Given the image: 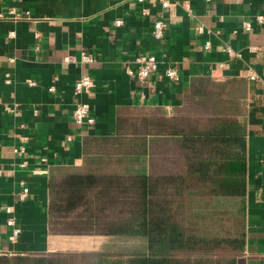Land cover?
Listing matches in <instances>:
<instances>
[{
    "label": "crops",
    "instance_id": "crops-1",
    "mask_svg": "<svg viewBox=\"0 0 264 264\" xmlns=\"http://www.w3.org/2000/svg\"><path fill=\"white\" fill-rule=\"evenodd\" d=\"M8 4L28 9L31 16L0 19V253L102 250L105 239L124 236L49 232L50 178L146 170L143 148L153 135L139 130H159L165 118L169 123L191 80L208 76L229 83L245 120L246 192L223 197L222 206L244 217L246 242L237 264H264V23L254 21L264 13V0H191L189 8L162 7L158 0H0V7ZM142 5L146 14L140 12ZM156 19L166 22L160 39L151 32ZM245 20L252 21L250 29H244ZM198 24L204 32L196 31ZM205 39L211 41L209 49ZM225 44L242 56L226 55ZM83 48L94 53L92 62L63 60ZM141 52L158 58L144 80L125 72V66L135 67L133 58ZM169 66L179 79L166 75ZM247 68L257 78L243 75ZM7 70L10 83L3 80ZM83 72L93 85L75 94L74 80ZM28 77L35 84H28ZM51 84L54 90L48 89ZM78 100L90 103L94 122L74 121ZM18 143L25 144L23 153L12 151ZM24 185L29 190L21 198ZM10 214L21 229L14 241L8 238Z\"/></svg>",
    "mask_w": 264,
    "mask_h": 264
},
{
    "label": "trees",
    "instance_id": "trees-1",
    "mask_svg": "<svg viewBox=\"0 0 264 264\" xmlns=\"http://www.w3.org/2000/svg\"><path fill=\"white\" fill-rule=\"evenodd\" d=\"M228 85L194 77L169 123L139 130L153 135L146 170L53 175L48 231L145 237L140 250L75 251L93 255L88 264H237L244 217L222 206L246 192V130ZM62 255L72 252L0 253V264H63Z\"/></svg>",
    "mask_w": 264,
    "mask_h": 264
},
{
    "label": "built area",
    "instance_id": "built-area-1",
    "mask_svg": "<svg viewBox=\"0 0 264 264\" xmlns=\"http://www.w3.org/2000/svg\"><path fill=\"white\" fill-rule=\"evenodd\" d=\"M138 2L144 3L146 0H137ZM162 7H170V6H176L181 5L185 8H189L191 0H158ZM210 1V0H205ZM140 12L142 14H146L148 12V8L145 5H142ZM30 12L28 9H24L23 11L18 10L14 5H6L5 7H0V19H11V20H19L22 18H29ZM115 24H120L122 22V19L117 18L114 20ZM254 21L258 24L264 23V13H258L254 17ZM252 25L251 20H245L243 21V27L244 29H250ZM166 26V22L163 19H156L154 20L152 24V36L155 39L162 38L164 34V28ZM196 31L198 33H202L205 31V27L202 24L196 25ZM236 31V29H234ZM14 30H9L8 35H13ZM211 47V41L209 39H205L204 41V48L209 49ZM249 48L251 50H256V45H250ZM223 50L225 51L226 55L228 56H236L241 57L242 52L240 50H237L233 48L230 44H225L223 47ZM95 59L94 53L87 50V49H81L78 54L74 53H68L63 55V60L66 62H92ZM135 67L131 66H125V72L129 75H132L136 77L139 80H144L147 78L152 71H154L158 66V58L156 54L154 53H137L134 58ZM221 65V63H218V67ZM217 67V66H216ZM216 67L213 69V73L216 71ZM165 73L168 77H170L173 80L179 79V73L177 72L175 67L169 66L165 69ZM242 74L251 78L255 79L257 78L258 74L255 70L247 68L242 70ZM3 80L5 83L11 82V72L10 70L5 71ZM26 82L30 85L35 84V80L33 78H26ZM93 85V79L92 77L86 73H81L73 83V92L75 94H80L83 91H87L91 86ZM49 90H54V85L48 86ZM72 116L74 121L77 124H83V123H92L95 120V117L92 113L90 103L84 100H78L74 108L72 110ZM25 144L18 143L12 147V151L14 153L20 154L25 151ZM26 161L22 159L20 161V165H25ZM2 173V169L0 168V174ZM28 186L24 185L21 190L19 191V197L24 198L28 193ZM5 210L7 212H11L12 208L10 205L5 206ZM6 223L11 226V231L8 234V238L11 241L16 240L18 234L20 233V226L17 225L16 220L13 215H9L6 218Z\"/></svg>",
    "mask_w": 264,
    "mask_h": 264
},
{
    "label": "rangeland",
    "instance_id": "rangeland-1",
    "mask_svg": "<svg viewBox=\"0 0 264 264\" xmlns=\"http://www.w3.org/2000/svg\"><path fill=\"white\" fill-rule=\"evenodd\" d=\"M239 220L241 221V219ZM145 243V238L141 235L116 236L105 239V241H103L102 243V250L111 252H123L138 249L140 250L144 249ZM71 252L72 255L60 256L59 259L63 264H88L89 262H93V260H95V257L93 255H84L82 253H76L75 251Z\"/></svg>",
    "mask_w": 264,
    "mask_h": 264
}]
</instances>
